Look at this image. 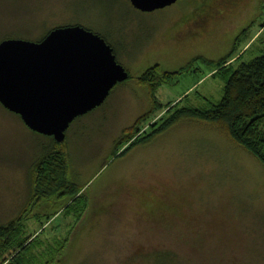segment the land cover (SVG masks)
Wrapping results in <instances>:
<instances>
[{
	"label": "rangeland",
	"instance_id": "1",
	"mask_svg": "<svg viewBox=\"0 0 264 264\" xmlns=\"http://www.w3.org/2000/svg\"><path fill=\"white\" fill-rule=\"evenodd\" d=\"M205 2L142 12L129 0H0V41H39L78 24L103 35L128 72L71 122L65 144L0 104V227L19 230V260L264 264V165L196 112L222 97L216 62L235 67L264 49V0L235 2L234 11L217 3L222 14L190 30ZM159 63L189 67L176 75ZM149 69L155 79L145 87ZM50 150L66 152L78 197L35 198L36 166Z\"/></svg>",
	"mask_w": 264,
	"mask_h": 264
},
{
	"label": "water",
	"instance_id": "2",
	"mask_svg": "<svg viewBox=\"0 0 264 264\" xmlns=\"http://www.w3.org/2000/svg\"><path fill=\"white\" fill-rule=\"evenodd\" d=\"M129 1L152 12L177 0ZM127 78L111 45L78 24L54 28L39 41H0V104L57 143L75 118L100 106Z\"/></svg>",
	"mask_w": 264,
	"mask_h": 264
},
{
	"label": "trees",
	"instance_id": "3",
	"mask_svg": "<svg viewBox=\"0 0 264 264\" xmlns=\"http://www.w3.org/2000/svg\"><path fill=\"white\" fill-rule=\"evenodd\" d=\"M207 1L215 2L216 0ZM97 34L106 41L103 35ZM237 40L235 39L234 42L236 43ZM235 47L234 45L233 48ZM242 58L241 54L235 67H225L224 59L216 62L220 63V69L216 71V74L222 73L226 77L223 80L222 97L218 102H211L208 109L197 108L196 112L199 116H207L208 121L219 124L233 141L249 153L251 152L264 165V49L248 60ZM209 62L211 63L207 61ZM215 66L217 65L213 67ZM152 70L145 71L146 73L139 78L145 87L155 79L151 76ZM180 73L184 74L179 72L176 75H181ZM186 111L192 112V110ZM146 115L149 116V114ZM54 142L56 143L55 140ZM62 142L64 143L65 139ZM67 168L68 160L65 151L47 152L36 166L37 180L33 185L35 198L42 201L51 196L61 198L66 194L78 197L80 188L67 179ZM35 198L33 204L39 203V201L35 202ZM16 229L12 225L0 227V264H28L18 259L22 241H18L19 230Z\"/></svg>",
	"mask_w": 264,
	"mask_h": 264
},
{
	"label": "flooded vegetation",
	"instance_id": "4",
	"mask_svg": "<svg viewBox=\"0 0 264 264\" xmlns=\"http://www.w3.org/2000/svg\"><path fill=\"white\" fill-rule=\"evenodd\" d=\"M224 1H227V2H230V1H232L228 6H226V4L227 3H225ZM234 1H237V0H216V2H205L204 4H203V6H202V8L205 10V11H203V12H200V13H198V15H199V19H200V21H201V23H197L196 21H195V19H194V16H193V23L192 24H194V26L190 29V30H192L195 26H200V25H198V24H203L204 23V21H206L207 20V18H209L210 16H212V15H215V14H217V13H221L222 14V12L221 11H223V10H219L220 8L219 7H217L216 6V4L217 3H219L221 6L223 5V9L225 10V9H228V10H232V11H234V9H232V6H233V2ZM240 2H242V0L240 1ZM206 10H208V11H206ZM228 10H226V11H228ZM205 24V23H204ZM226 24H227V22H226ZM207 25V24H206ZM186 32H187V26L185 27V30H182L181 31V35H184V34H186ZM235 40V39H234ZM234 40H232L231 41V43H234ZM114 49V48H113ZM189 62H191V61H189ZM212 63V62H211ZM159 65L161 66L162 65V67L163 68H165V69H167V70H165V72H168V73H172V74H179V72H184V70L185 69H187L188 67H189V64L187 63L185 66L186 67H181L180 69H178V70H176V71H173V72H170L171 70V68H169V67H164L165 65H163V63L161 64V63H159ZM158 64L157 65H155L154 67H156V66H159ZM152 74V73H151ZM152 76H154V74L152 75ZM143 85H144V83H142ZM144 103L145 104H148L149 102L145 99V101H142V104L144 105Z\"/></svg>",
	"mask_w": 264,
	"mask_h": 264
},
{
	"label": "crops",
	"instance_id": "5",
	"mask_svg": "<svg viewBox=\"0 0 264 264\" xmlns=\"http://www.w3.org/2000/svg\"><path fill=\"white\" fill-rule=\"evenodd\" d=\"M240 1H241V0H237V1H234L233 3H235V2H239V3H240ZM227 24H228V23H227ZM235 36H236V35H235Z\"/></svg>",
	"mask_w": 264,
	"mask_h": 264
}]
</instances>
